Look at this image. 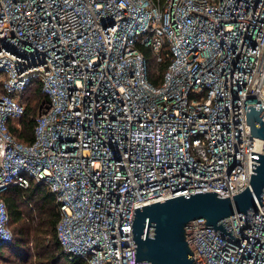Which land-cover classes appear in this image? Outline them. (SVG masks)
I'll use <instances>...</instances> for the list:
<instances>
[{
    "label": "built area",
    "instance_id": "1",
    "mask_svg": "<svg viewBox=\"0 0 264 264\" xmlns=\"http://www.w3.org/2000/svg\"><path fill=\"white\" fill-rule=\"evenodd\" d=\"M148 47L168 60L150 83ZM37 106L33 140L9 123ZM264 0H0V249L12 242L2 194L43 185L59 211L55 234L70 260L134 261L135 205L152 198L243 190L263 140ZM234 242L186 225L197 264H264V203L229 216ZM146 231V226L143 229Z\"/></svg>",
    "mask_w": 264,
    "mask_h": 264
},
{
    "label": "water",
    "instance_id": "2",
    "mask_svg": "<svg viewBox=\"0 0 264 264\" xmlns=\"http://www.w3.org/2000/svg\"><path fill=\"white\" fill-rule=\"evenodd\" d=\"M259 106L250 105L245 113L251 135L263 140L262 153L251 151V159L257 164L251 162L254 173L250 174L247 186L230 196L205 191L159 196L136 204L130 224L134 261L197 264L192 261L193 257L189 258L193 253L186 241V225L197 218L205 219L204 227H211L217 234L239 242L229 216L241 212L250 225L252 211L264 203V121L257 110Z\"/></svg>",
    "mask_w": 264,
    "mask_h": 264
},
{
    "label": "trees",
    "instance_id": "3",
    "mask_svg": "<svg viewBox=\"0 0 264 264\" xmlns=\"http://www.w3.org/2000/svg\"><path fill=\"white\" fill-rule=\"evenodd\" d=\"M138 49L147 61L148 80L154 85L159 84L169 61L156 62L148 47L139 45ZM27 94L24 115L17 123H9L12 133L23 142L33 140L37 106L46 100L40 92L39 82H35ZM2 196L12 230V242L6 247L13 249L20 259L33 257L39 264H86L80 258L70 260L60 247L55 234L59 211L52 193L43 185L31 183L27 188L11 185ZM3 254L0 252V256Z\"/></svg>",
    "mask_w": 264,
    "mask_h": 264
},
{
    "label": "rangeland",
    "instance_id": "4",
    "mask_svg": "<svg viewBox=\"0 0 264 264\" xmlns=\"http://www.w3.org/2000/svg\"><path fill=\"white\" fill-rule=\"evenodd\" d=\"M0 252L4 253V256H0V264H39L33 257L20 259L13 249L7 248L6 246L1 247Z\"/></svg>",
    "mask_w": 264,
    "mask_h": 264
}]
</instances>
